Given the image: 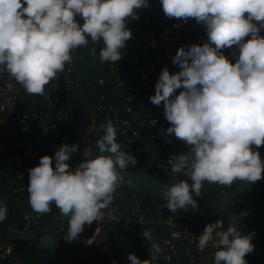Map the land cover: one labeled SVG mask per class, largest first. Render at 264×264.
<instances>
[{"label":"clouds","instance_id":"obj_1","mask_svg":"<svg viewBox=\"0 0 264 264\" xmlns=\"http://www.w3.org/2000/svg\"><path fill=\"white\" fill-rule=\"evenodd\" d=\"M160 4L167 17L183 22L195 18L207 34L201 44L177 49L172 64L180 70L170 74L163 67L155 94L149 96L152 104H163L170 122L162 133L165 142L171 143L174 134L189 145L171 161V173H183L191 184L181 179L165 185V206L172 213L189 205L199 210L194 196H201L204 182L230 186L237 180L264 178L258 150L264 145V0H160ZM150 6L149 0H0V73L6 71L27 93L44 96L45 86L72 63L73 51L89 40L103 42L101 63L118 62L133 37L126 18L138 20L137 9ZM225 48L231 49V58L222 51ZM88 129L102 134L92 147H84L83 159L75 167L68 161L78 145L62 143L54 156L45 154L28 169L32 210L45 214L54 203L61 221L68 218L65 241H76L85 224L103 219V210L113 203L124 180L122 171L137 163L118 142V126L111 119L96 125L93 117ZM8 215L0 198V222ZM238 223L234 219L226 230H218L214 222L206 224L197 237L198 250L215 249L213 264H247L256 233L243 232ZM142 236L151 242L150 259L129 252L128 264H155L163 253L151 229H144ZM43 239L53 242L51 235Z\"/></svg>","mask_w":264,"mask_h":264},{"label":"built area","instance_id":"obj_2","mask_svg":"<svg viewBox=\"0 0 264 264\" xmlns=\"http://www.w3.org/2000/svg\"><path fill=\"white\" fill-rule=\"evenodd\" d=\"M149 3L150 7L141 8L143 15L138 22L137 30L131 21L127 22L133 37L126 42L127 46L122 56L133 63L145 61V66L139 68L137 78L133 79L121 77L114 66H110L108 79L103 76L97 77L94 80L95 84L108 86L106 94L99 98L97 109L104 122L111 119L114 124H119L125 115H133V109L139 107L140 99L144 101L142 117L139 119L141 127L128 131L122 148L148 166L151 165V161L157 160L159 165L171 167L174 157L182 151H187L189 145L176 138L174 134L170 137L171 143L165 142L162 133L170 126V122L164 117L163 104L160 106L152 104L149 96L155 94V83L163 67L167 66L170 74L180 70L172 64V57L177 49L182 45L201 44L207 40V34L204 26L197 24L195 18L187 22L169 18L164 14L160 0H149ZM261 35H264V31ZM222 51L231 58V49L225 48ZM72 55L73 60L78 58L75 50ZM66 66L65 70L58 74L59 78L56 81L45 86V92L49 93L52 99L51 110L30 115L21 112L18 102L21 93L25 91L23 86L6 71L0 73V136L14 145L15 152L9 157V162L15 167V174L12 177L15 184L14 192H27L28 169L38 165L41 156L45 154L54 156L56 148L62 143L78 145L77 152L68 161L71 167H75L85 146L92 147L90 138L87 137L90 132L88 128L87 134L81 140L72 142L56 120L57 117L64 118L66 115L64 109L69 107L67 96L73 80L70 76V65ZM179 91L180 89L177 93ZM91 117L94 115L91 114ZM155 120L156 123L153 125ZM185 178L189 179L186 176ZM237 182L238 180L234 181L230 186L212 185L224 193ZM50 207L51 211L45 214H38L31 208L22 219L20 232L25 233L39 227L43 219L55 215L57 207L54 203ZM154 213L157 215L139 214L117 221L127 227L136 224L141 230L151 229L153 239L164 250L159 255L168 264H213L215 249L209 246L200 251L197 248V237L207 224L205 221L183 217L178 212L172 213L164 205L157 206ZM242 215L243 211L229 213L224 226L221 220H217L218 230H226L234 219L238 220ZM103 219L113 218L104 213ZM175 232L182 234L174 237L172 234ZM96 236L97 230L91 233L82 232L75 242L62 243L55 264H113V257L107 250H101ZM10 252L11 246L4 247L0 243V264H3Z\"/></svg>","mask_w":264,"mask_h":264},{"label":"trees","instance_id":"obj_3","mask_svg":"<svg viewBox=\"0 0 264 264\" xmlns=\"http://www.w3.org/2000/svg\"><path fill=\"white\" fill-rule=\"evenodd\" d=\"M139 19L134 20L131 17H127L126 21H131L137 30L138 22L141 19L143 13L141 9H137ZM103 47V42L93 44L89 40V44L84 47H78L75 49L78 58L74 59L69 66L70 76L73 80V84L68 92L69 107L64 109L66 115L64 118L57 117V121L64 133L68 135L72 142H78L81 140L87 132L92 117L94 115L96 125L104 123V120L97 109L99 98L106 94L108 86H101L95 84L94 80L97 77L103 76L108 79L110 75V66H114L121 77L126 79L137 78L138 70L145 66V61L142 63H133L122 57L118 62L104 63L100 62L99 50ZM92 48L96 49V52L91 51ZM67 67V66H66ZM65 67V68H66ZM20 110L24 115H30L40 111L51 110L52 99L49 93L45 92L44 96L32 95L23 91L19 97ZM139 107L133 109V115L124 116L122 121H127L128 124L123 123L115 124L118 126L117 140L123 144L124 137L127 135L130 129H140L141 124L139 119L142 117V110L144 109L145 102L141 99L138 102ZM99 132H89L91 145L95 144L96 139L99 138ZM261 157L264 156V145L259 149ZM15 152L14 145L11 141L6 140L0 136V198L8 208V217L5 221L0 222V243L5 246H11V252L3 264H31L33 254L36 248V238L29 241H24L19 245V240L11 237L10 230H22V219L30 212L31 206L28 201L27 192H14L15 184L12 182V177L15 174V167L9 162V157ZM95 154V152H94ZM83 159L82 153L79 154V161L75 166ZM135 165L136 168L147 171L160 181L165 183H175L178 180H187L191 184L190 179H186L183 173L172 174L170 166L159 165L157 160L151 161V165L144 164L140 159H137ZM132 167V166H130ZM264 176V174H262ZM241 181L238 180L231 188L227 189L224 193L235 189ZM218 188L212 184L204 182V186L201 189V196L194 199L200 202H208L216 199L224 194ZM164 201L157 197L136 193L124 187H119L115 193L113 203L108 209H104L103 212L109 217L116 220H125L133 215L143 214L146 216H156L154 209L157 206L164 205ZM138 205V207H137ZM261 207L263 209H261ZM242 212L243 215L238 218V226L245 233H249L255 230V236L252 243L255 248L251 253L246 254L247 264H264V178L258 180L255 188L250 196L241 204L228 210L225 214H222L216 218L204 220L195 216H190L183 213L180 210L177 212L183 217H192L205 221L207 224L217 220H221L224 226L228 214L231 212ZM45 218L39 224L42 227L47 221ZM95 222V221H93ZM130 233L134 241L142 249L143 254L150 259V247L151 242L142 236L141 228L136 224L128 226ZM67 242L69 244L72 241H65L62 239V243ZM75 242V241H74ZM60 250V248H59ZM58 250V252H59ZM155 264H168L158 254V258Z\"/></svg>","mask_w":264,"mask_h":264},{"label":"water","instance_id":"obj_4","mask_svg":"<svg viewBox=\"0 0 264 264\" xmlns=\"http://www.w3.org/2000/svg\"><path fill=\"white\" fill-rule=\"evenodd\" d=\"M261 159L264 161V156ZM121 174L124 176V180L121 181V187L136 193L157 197L166 202L162 196L165 185H169V182H162L149 172L136 167H129L128 170H123ZM129 179H131V183L128 182ZM257 182L241 181L235 189L224 193L222 196L208 202H200L199 210H193L189 205L180 211L204 220L216 218L243 203L250 196ZM61 215L58 210L55 215L47 219L42 227L29 230L25 233H21L19 230H10L11 237L16 239H22L24 235L29 239L36 238V248L31 264H55L57 262L58 250L63 239L64 231L67 228L68 220L67 217H64L63 221H61ZM102 229H108L112 241L116 242L115 230L117 229L122 232L126 229V226L113 219H102L100 222L95 221L91 225L85 224L84 226L83 232L91 233L97 230L96 240L101 250H109L114 256V261L118 262L113 242L106 243L105 239L101 236ZM29 235L31 236L29 237ZM45 235H51L53 242L50 243L44 240L43 237Z\"/></svg>","mask_w":264,"mask_h":264},{"label":"flooded vegetation","instance_id":"obj_5","mask_svg":"<svg viewBox=\"0 0 264 264\" xmlns=\"http://www.w3.org/2000/svg\"><path fill=\"white\" fill-rule=\"evenodd\" d=\"M86 134H87V132H86ZM87 137L90 138L89 135ZM38 228L39 227H36L34 229H38ZM30 236L31 235H29V237ZM101 236L105 239L106 243H110L112 241V238L110 236V232L108 229H102L101 230ZM115 237H116L117 241L116 242L112 241V242H113V247L115 249V253L117 254V257H118L119 264H128L127 256H128L129 252H134L139 258L141 256V260L149 259L148 257H146L145 254H143L142 249L134 241L132 234L130 233V230L127 226H126V229L122 232L116 229L115 230ZM18 240H19V245H21L24 241H29L31 239L26 238V236L24 235L22 237V239H18ZM107 252L110 253L109 250H107ZM110 254L114 260L113 254L112 253H110Z\"/></svg>","mask_w":264,"mask_h":264}]
</instances>
